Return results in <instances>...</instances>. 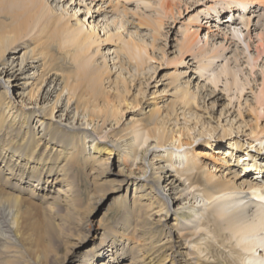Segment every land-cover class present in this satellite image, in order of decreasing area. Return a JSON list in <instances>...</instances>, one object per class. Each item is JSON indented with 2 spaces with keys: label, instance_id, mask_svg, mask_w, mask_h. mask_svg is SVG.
<instances>
[{
  "label": "bare ground",
  "instance_id": "6f19581e",
  "mask_svg": "<svg viewBox=\"0 0 264 264\" xmlns=\"http://www.w3.org/2000/svg\"><path fill=\"white\" fill-rule=\"evenodd\" d=\"M252 1L264 6V0H231L241 11ZM179 4L181 0L158 1L164 16L173 17ZM115 6L119 8L117 3ZM154 25L156 36L149 44L133 37L122 40L113 33L102 38L95 25L72 23L71 16L57 12L48 0H0V133L17 137L14 142H0V198L11 195L17 202L26 200L28 194L8 181L5 170L25 183L36 181V188L41 181L48 182L45 176H54L61 183L57 193L66 200L53 197L49 206L58 212L65 205L78 222L80 187L76 183L80 185L84 178L80 170L88 165L91 173H96L92 179L101 180L111 170L98 155L118 153V177L105 193L116 192L120 182L133 181L131 198L127 189L115 195L114 205L122 212L119 226L102 232L99 241L85 251L83 264H112L130 254V264H205L202 258H209L208 254L226 264H264V122L259 121L264 116V99L259 109L252 108L255 117L254 124L248 125L249 131L240 125L237 130L248 139L245 146L251 149L242 159H235L243 172L227 177L224 171L230 168L234 152L243 142L231 129L213 125L207 117L186 116L199 105V94L190 87L191 79L184 78L183 69L169 77L173 98L158 106L155 97L165 95L160 94L162 90L156 88L154 98L143 102L142 88L130 94L132 80L111 77V67L102 52L99 55L100 43L107 38L122 40L120 51L139 70L151 58L148 46L154 47L161 35L163 17H158ZM199 30L198 24L183 31L178 57L182 60L185 54H195L199 57L197 69L208 72L212 68L204 58L209 54L214 57L217 52L200 44ZM99 56L101 62L97 61ZM221 73L227 77L230 74L226 68ZM230 77V84L237 85ZM217 80L214 74L210 78L214 85ZM135 109L141 116L126 120V112ZM190 120H194L193 127H189ZM195 127L196 133L192 132ZM204 136L209 146L213 140L220 145L222 141L227 143L226 155H221L217 147L215 155L210 154L213 166L202 164L203 154L200 156L194 145ZM39 138L53 143L48 149L51 151L40 155L36 144ZM248 155L254 159L249 161ZM21 167L26 168L22 174ZM251 174L248 181L237 182ZM146 189H150L152 198L146 197ZM1 206L0 202V218L6 231L18 237L15 228L19 214L8 217Z\"/></svg>",
  "mask_w": 264,
  "mask_h": 264
},
{
  "label": "rangeland",
  "instance_id": "374dc122",
  "mask_svg": "<svg viewBox=\"0 0 264 264\" xmlns=\"http://www.w3.org/2000/svg\"><path fill=\"white\" fill-rule=\"evenodd\" d=\"M48 1L57 12L71 16L72 23L80 21L88 27L95 25L94 29L102 38L107 33H113L120 36L122 40L133 37L139 42L146 41L149 44L153 41L152 36H156L153 31V27L156 28L154 22L158 17H163L161 35L155 41L154 47L148 46L151 58L139 70H136L135 62L129 60L125 52L120 51V46L123 44L122 40L117 42L107 38L100 43L99 55L101 56L102 52L106 62L111 67V77L120 76L132 80L130 94L134 93L138 87L142 88L143 102L154 98L152 92L156 88L162 90L160 94L165 95L155 97L158 106L168 104L173 98V89L168 85L169 77L174 72L183 69L185 71L184 78L191 79L190 87L198 91L199 94V105L195 107L196 110L188 112L186 116L193 119L195 116L202 115L208 120H212L211 124L229 128L234 134L240 136L243 145L236 153L234 152L232 164L224 173L226 172L227 177L232 178L233 174H238L236 172H243L236 165L235 159H242L245 153L247 154L251 149L245 146L248 139L237 130L241 129V127L239 128L240 125L249 131L248 125L254 124L255 117L252 108L259 109V102L264 99V6L262 4L252 1L247 5L246 10L241 11L231 0H181V4H179L178 9H174V15L171 17L164 16L160 12L159 0ZM115 3L119 5L118 9ZM122 5L125 6L124 9ZM123 11H126L125 15ZM232 11L235 14L234 17H232ZM227 18L230 19L226 21ZM247 19H249L248 24H243ZM198 24L200 25L198 36L202 40L200 44L204 43L207 48L211 46L217 52V54L213 53L216 55L214 57L209 54L210 56L204 58V62H208L214 72L212 70L206 72L205 69L198 70L199 57L195 54H185L182 60H179L178 49L183 31L192 30ZM56 56L60 57L59 54ZM100 56L97 57L98 62L103 60ZM60 58L57 60L58 63L61 62ZM64 64L68 65V62ZM224 68L230 73L229 77L221 73ZM201 71H203L202 74ZM212 73L218 79L215 85L210 81V78L213 77ZM231 75L236 79L237 85L230 84ZM196 83L199 84L198 87H196ZM211 89H214V93L210 92ZM131 112L133 114L127 111L124 115L126 120H129L131 116H141L136 109ZM259 121L263 123L264 116L261 115ZM193 122L194 120H190L189 127L194 126ZM22 129L24 130L21 127ZM192 132L196 133L197 127ZM14 136H16L14 133L12 135L7 132L0 133V142L4 139L14 142L17 140V137ZM206 137L196 140L194 145L200 152V156L201 153L203 154L201 156L202 164L213 166L214 160L210 154L215 155L213 151L217 147L219 152H223L221 155H226L225 144L227 143L222 141L220 145V142L213 140L209 146L206 145ZM102 140L106 141L107 139L102 138ZM225 141L227 142V140ZM36 144L40 155L47 153L46 151L53 145L44 138H39ZM252 151L256 152L257 150L253 149ZM107 155L111 156L105 159ZM248 156H250L249 161L254 159L251 155ZM251 157L252 160H250ZM97 158L107 162L105 164L106 169L111 170V172L107 173L103 179L96 181L92 179L96 173H91L90 166L80 168L79 174L84 178H82L80 185L76 183L80 187L78 207L81 212L78 222H75L76 220L69 214L65 205L59 207L58 212L52 211L49 206L53 202V197L57 196L61 201L66 200L63 194L57 193L56 188L61 183H58L54 176H45L48 182L41 181L39 187L36 188L33 185L36 181L32 180L30 184L25 183L14 178L9 170H5V177H10L8 181L16 189H24L28 194L26 193V200L22 199L23 201L17 202L13 200L11 195H3L0 198L1 207L8 212V217L12 218L13 213L19 214L18 225L15 228L19 236L16 238H13L6 231L0 218V264H83L85 251H88L93 243L99 241L103 236L102 232L112 231L119 226L118 220L122 212L120 207L114 205V197L118 193H124L127 189V196L131 198L135 184L133 181L128 184L120 182L117 186L120 188L116 192L105 193L118 177L116 172L121 166L120 154L103 152ZM0 167L3 169L2 164ZM19 169L21 174L26 170L25 167ZM251 177L252 174L244 175L237 182H246ZM7 190L14 194L17 193L13 188ZM29 193L30 196H37L30 197ZM145 193L146 197L152 198L150 189H146ZM44 199L46 201L42 203L41 200ZM172 221L173 218L168 220V227ZM85 222L88 223L87 226ZM68 237L69 239H67ZM42 248L44 251L41 250ZM130 255L119 259L116 263L115 261L110 263L121 264L126 260L125 264L128 262L130 264L132 261L129 259ZM208 255H210L209 258H202L205 264H226L225 261H218L221 260L220 257L214 259L212 254ZM109 258L106 260H110ZM94 264L98 263L95 261Z\"/></svg>",
  "mask_w": 264,
  "mask_h": 264
}]
</instances>
